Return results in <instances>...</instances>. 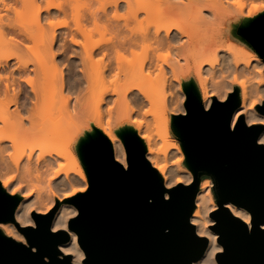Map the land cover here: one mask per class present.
Listing matches in <instances>:
<instances>
[{
    "label": "bare ground",
    "instance_id": "1",
    "mask_svg": "<svg viewBox=\"0 0 264 264\" xmlns=\"http://www.w3.org/2000/svg\"><path fill=\"white\" fill-rule=\"evenodd\" d=\"M41 1L45 2V0H0V9H4L7 12L5 14L0 12V50L3 52L0 55V178L3 172L8 173L10 170L13 172L15 170L19 175L17 180L19 186H14V177L2 181L0 179V182L4 188L11 192H22V199L15 209V221L19 225H16V222L14 224L0 222V230L3 234L25 242V236L18 227L34 224L31 216L33 213L31 212L32 208H37L38 213H47L58 198L60 204L56 210L52 228L54 230L60 228L68 229V221L77 214V208L72 203L63 202L59 192L66 186H70L73 191L64 197L73 196L79 192L73 186V181L77 178L79 182L80 180L83 183L87 181V176L80 165V160L73 150L68 154V151L60 146L40 150L35 145H31V147L27 146L29 150L24 153L25 145L21 144L23 146L21 147L18 141L37 137L46 128V131H51L58 138L79 129L81 123L90 114V109L99 110L102 104L106 103L105 101H107L109 94L116 96L114 102L111 100L116 104L115 107L119 109L128 106L133 113L138 111L137 108L139 109L138 105L140 103L145 105L144 102H149L153 105L159 98L146 89L143 82L144 78L145 80L152 78L151 75L154 73H157L155 80L154 78L150 80L156 84L155 88L163 90L164 94H169L168 97L166 96L168 94L164 95L162 99L164 103L172 104L173 99L171 98H174L172 82L180 80L178 78L185 76L186 73L194 72L196 79L198 78L199 89L204 92L205 97L208 90L207 82L211 83L213 89L225 90V95L230 90H233L234 87H239L240 105L234 112L232 125L242 114H245L247 123L264 121V115L256 108L248 107L247 104L253 93L259 97H264V82L253 81L262 74L260 69L254 70V68H262V65L253 66V61L256 59L251 51L245 45H228L224 47L219 44V41L215 43L216 46L203 45L197 32L191 29L199 25H212L219 21L220 18L228 17L230 12L233 14L237 13L240 16L244 12L245 2L246 4L250 2L249 4H252L256 12L257 9L255 4H253L255 0H246L244 2L243 0H233L239 3H232L236 6L231 9L225 3H231L232 0L231 2L230 0H206L204 9L212 10V13H207L208 16L203 15L209 20H205L203 15L199 14V10H203L201 3L203 4L204 2H200L203 0H188L190 6L193 4L200 6V9L197 10L199 15L195 17L191 15L192 26L190 25L191 23H187L188 19H182L180 12L178 13L179 10L183 13L181 5L185 1L182 0L181 5L177 3L179 2L178 0L177 2L167 0L166 4L169 1L167 5H170L167 6L165 4L167 6V8L165 7L166 9H163V6V8L160 7L153 11L150 8L151 1L147 2V0H136L137 2L134 0L137 5H134L132 0H108L107 2L104 0H85V3L89 5L94 1L99 2L100 7L98 8L95 4L98 9L94 10L95 8L92 7L93 9L84 13L75 8L76 3L79 4V0H46L47 3L42 4L43 7L42 5L39 6ZM18 3H22L23 6L29 4V8L35 7L37 12L35 14L36 20L34 21L37 22L38 26L34 29L25 28L24 25L21 26V24L13 20L5 21V17L9 16L8 12L13 11V13H16L14 9H16L15 5ZM143 3L146 4L144 5ZM172 3L173 5H171ZM189 4L184 3L182 6L187 7L188 10L194 7L192 10H194L195 14L196 6L190 7ZM240 4L241 6H239ZM179 5L181 8H178ZM108 6H110L109 9L111 8L110 10L112 11H108ZM69 8H72V12ZM143 9L146 13H144V19H147L149 25L142 29L141 27H145L140 25V14L144 11ZM176 9L179 10L177 11ZM192 10L188 12L193 14ZM255 12L251 11L248 16ZM177 13L181 18H177ZM173 15L176 17L175 19ZM187 15L186 13L185 17H188ZM57 16L63 17L60 20H55L58 18ZM43 21H45V24ZM139 27L140 29H138ZM106 33L111 34V36L104 40L102 38ZM36 34L40 35L38 39L42 40L44 51L49 54L47 65L44 62L43 64L46 65V69L50 67L56 72L54 75H56L62 88L58 93L59 99L57 101L53 100L56 97L55 95H50L52 96L50 99L53 98L50 100L48 94H52V92L41 90L30 74L32 71L34 73L39 72L45 65L40 63L41 65L38 64L39 66L31 67L28 63L19 59L20 53L26 46V40L36 41ZM97 34L99 36L104 35L97 40L95 39ZM141 44L150 46L151 51L149 53L153 50L156 54L153 52L154 55L150 56L148 53V60L145 59L147 57L143 58V60H147L146 63H143L145 60L138 61L143 64L139 65L137 63L138 67H136L137 65H134L133 59H137L136 55L138 56V54L134 53L135 56H133L132 62L127 60L126 58L128 57H125V55L131 52L134 55V49L142 46ZM145 47L143 46L142 48L145 49ZM163 49L173 55L175 54V58L176 56L178 58L181 57L186 63L184 61V65L179 64L178 60L174 58L171 61L164 60L166 61V66L163 65L158 59L161 58L160 53ZM156 50H161V52ZM221 52H225V55H222ZM98 54H101L99 55L101 57L99 62L94 59ZM168 57L167 60L172 58ZM219 57L220 60H218ZM221 60L223 61L222 66L216 68L218 61L220 62ZM99 63L96 73L98 75H94L91 69ZM107 74H112V79L107 84L106 82H102L103 84L101 85L97 84L96 77L105 78ZM139 76H142L141 80ZM138 77L140 83L134 80L136 78L138 80ZM230 77L232 78L231 80H229ZM238 77L245 79L238 83ZM171 78H174L173 81ZM246 82H250V85H246ZM176 85H178L177 82L175 83ZM135 90L136 92H134ZM165 90L171 91L166 92ZM180 91L174 92L180 94ZM165 96L169 100H166ZM181 96V101H183L185 98L184 91H181ZM211 101L212 99L206 102V108L212 103ZM10 105H14L15 110H11ZM181 107L182 113H185V105L181 104ZM39 118L42 119V123L36 125L40 127H34L35 122ZM170 122L171 119L169 117L156 121L158 126L162 127L159 134L165 143L168 142L170 136ZM142 124L143 121H139L135 131L143 140L146 146V156L160 173L164 185L171 187L174 182L189 183L193 179L192 171L187 167H181L178 163L171 166L170 164L168 165L166 155H161L154 149L153 138L148 134H142L140 131ZM108 138L113 147L115 158L124 166H127L126 149L122 140L115 141L114 135L109 133ZM259 141L264 143V130L259 136ZM12 146L15 151H19L21 154L23 151L26 158L24 160L25 163L22 162L23 160L20 161L22 155L16 157L14 153L8 152L10 147L13 148ZM169 146L172 145L170 144ZM173 146L177 152H181L180 146L174 144ZM19 153H16V155H19ZM52 153L56 156L55 158L61 157L74 160V167L69 168L60 161L57 163L58 161L53 160L54 156ZM46 154H51L53 158H47ZM181 154L183 155L182 152ZM71 173L75 174V177H72ZM211 186V182L199 185L195 208L191 216L197 232L206 236L209 240L204 254L194 264H218L216 254L222 250V244L218 241V233L210 228V225L214 222L210 212L217 207V203L213 201L214 195ZM24 188L28 190L26 195L23 193ZM227 206L233 214L241 217L248 225L250 224L251 216L245 208L231 202H228ZM60 249L63 254H70L74 263L84 264L85 253L78 242V236L75 231L70 230L69 241L60 244Z\"/></svg>",
    "mask_w": 264,
    "mask_h": 264
},
{
    "label": "water",
    "instance_id": "2",
    "mask_svg": "<svg viewBox=\"0 0 264 264\" xmlns=\"http://www.w3.org/2000/svg\"><path fill=\"white\" fill-rule=\"evenodd\" d=\"M239 32L264 60V13ZM184 91L186 111L173 117L172 126L193 173L189 183L166 187L134 129L119 131L126 149L124 166L96 128L79 146L88 188L66 200L77 208L68 229L52 228L60 202L47 213L33 212L34 224L18 227L25 242L0 230V264H76L60 249L70 230L77 233L84 264H194L209 244L191 220L205 175L213 181L217 202L210 228L222 244L218 264H264V143L259 141L264 124H248L242 114L232 125L240 105L238 87L224 100L214 97L207 108L194 83ZM257 110L264 115V102ZM20 200L0 182V222H16ZM228 202L250 213L249 225L232 213Z\"/></svg>",
    "mask_w": 264,
    "mask_h": 264
},
{
    "label": "rangeland",
    "instance_id": "3",
    "mask_svg": "<svg viewBox=\"0 0 264 264\" xmlns=\"http://www.w3.org/2000/svg\"><path fill=\"white\" fill-rule=\"evenodd\" d=\"M104 1L107 2L108 0H104ZM132 1H134V0H132ZM135 1H134V5L137 2V1L136 2ZM149 1H151L150 2L151 3L150 4L151 5L150 8L152 9V11L154 9L155 10L159 9L160 7L163 8V6H164L163 9H166L167 6L170 5V4L167 5L169 3V1L166 4V1L167 0H147V2H149ZM172 1L170 0V2H172ZM174 1L177 2V0H174ZM178 1L179 2H177V3H180V5H181L182 1H185V2H183V4L184 3H188V4L190 3L189 2L190 0L189 1L188 0L187 1L186 0H182V1L181 0H178ZM205 1L206 0L200 1V2H204L203 4L201 3V7H202L203 10L200 9V6L198 4H197V6H199V7H197L196 4H193L191 6L189 4L190 7H192L194 5L196 6L195 14H194V10H192L194 7L191 8V10L193 11L194 16H193V14H190L189 13L191 11L190 9L188 10L187 7H183L182 6L183 4L181 5V7L183 8V9H181L183 11V13H181V11L179 9H176V10L177 11L179 10L178 13L180 12V15L182 16V19H184V18H185V20L188 19L187 23L190 24L192 22L191 15H192V17H195L196 15H199L201 13L202 15L204 14V15L208 16L209 13H212L211 12L212 10H208L207 8L204 9V6H205V4L207 2V1L206 2ZM244 1H246V0H243V2ZM45 2H46V0H45ZM45 2H42L41 1V3L39 4V6L42 5V4L44 5ZM78 2H79V4L76 3V7L75 8H76V10L78 9L80 12H83V13L84 12H88L90 9H93V8H95L94 10H96V9H98L100 7L99 4H98L99 2H96V1L90 3V5L87 4V3H85V0H82V1L79 0ZM138 2H140V1H138ZM230 2H231V0H230ZM254 2H253V4H255V8L257 9L256 12H255V9H253L254 7H252V4H249L250 2L249 3L247 2V4L245 2L244 12L240 16H238L237 13L236 14H233L232 12H230V14H228V17H222V18L219 19V21H216L212 25H210V24L208 26L199 25V26L193 27L191 29H192V31L197 32V34L200 37L201 42L203 44H206L207 42H209V40L211 39V36H214L219 41V44L222 45V46H224V47H227L228 45H245L246 48L251 51V53L254 55V58L256 59L255 61H253V66H255V65L261 66L262 65V68L261 67L260 68H254V70L260 69V71H262V74H261L260 77L256 78L253 81H256V82L257 81H263L264 82V60H263L262 56L260 55V53L256 50V48L253 45V43L248 38H246L243 34H241L239 32L240 27L245 26V25H249L250 23H252L255 20H257L261 14L264 13V1L263 0H259V1L258 0H255ZM232 3L233 4H235V3L238 4L239 2L237 3L236 1H233L232 0L231 3H225V5L228 6L231 9L234 6ZM95 4L97 5L98 8L95 7L96 6ZM143 4L145 5L146 3H143ZM165 4L167 6H165ZM191 4H192V2H191ZM43 5H42V7H43ZM171 5H173V3ZM180 5H179L178 8H181ZM25 6H23L22 3H18L17 5H15V8L16 9H14V10H15L16 13H13V11L8 12L9 13V16L8 17H5V21L13 20V21H16L19 24H21V26L24 25L25 28H28L29 27V28L34 29L36 26H38L37 22L34 21V20H36L35 14H36L37 11H36L35 7L29 8V4H25ZM235 6H234V8H235ZM239 6H241V4ZM109 7L110 6L107 7L108 8V11H112V10H110L111 8L109 9ZM206 7H208V6H206ZM184 8H186V9H184ZM71 9L69 8V10L72 12ZM163 9H161V10H163ZM198 9H200L199 10L200 12L198 11L199 14L197 13V10ZM186 10H187V12H186ZM53 11H55V10H53ZM123 11H125V10H123ZM184 11H185V15H186V13L188 14L187 15L188 17H185V15L183 16ZM251 11L252 12H255V13H252L250 16H248ZM0 12L2 14L7 13L4 9H2V10L0 9ZM154 12H156V11H154ZM17 13L19 15V16L17 15L18 18L16 16ZM144 13H145V10L140 14V16H141L140 18H141V22H142V23L140 22V25L145 26V27H141L140 26L142 29L143 28H146V26L148 27V25H149L148 22H147V19H144L145 14H146V13L145 14ZM178 13H177V15H178L177 18L179 19L181 17H179V14ZM174 15H173V17H174ZM204 15H203V18H205V20H209V18H207ZM62 17L63 16H61V17L59 16L58 17L59 19L55 17L56 18L55 20H60V19H62ZM142 18L144 20H146V21H144ZM175 18L176 17H174V19ZM44 22L45 21H43V23ZM190 25L192 26L193 24L191 23ZM140 27L138 29H140ZM35 33H36V31H35ZM38 33H39V31H38ZM36 35H37L36 36L37 37L36 38V41L35 40H26V42H25L26 43V46H24V50L22 51V53H20V57H19V59L22 62L28 63L31 67H33L35 65H38L40 63L43 64V62L46 64L48 62V60H49V54L44 51L43 45L41 43L42 40L41 39H38L40 37V35L39 34H36ZM103 35L99 36L97 34L95 39H97V40L98 39H101V37ZM109 36H111V34L106 33L103 36L102 39H104V40L105 39H108ZM78 37H80V35H78ZM144 44H141L142 46H138L139 48L137 47V49H134L135 51L133 52V54L135 52H136V54H138V56L136 55V58L137 59H135V58L133 59V56H135V54L132 55V52L130 54L128 53V55L126 54L127 56L125 55V57H128L126 59L129 60V61H131V62H132V59H133L134 65H137V63L139 65H142L143 63H146V61L148 60V57H147L148 56V53L151 51V47L150 46H147V45H144ZM143 46H146L145 49L142 48ZM146 48H147V50H146ZM144 50H146V51H144ZM156 51L157 52H161V50H159V51L156 50ZM153 52H154V54H156V52L152 50V52L149 53V55L150 56L151 55L153 56L154 55ZM167 52H169V51H167L166 49L165 50L163 49L162 52L160 53V55H161L160 57L161 58H158V59L161 60V61L159 60V62L160 63H163V65H165V66H166V64H165L166 61H171L172 59L175 58V54L173 55L171 52H169L170 54H172V55H170L169 53L167 54ZM2 54H3V52L0 50V55H2ZM221 54L222 55H225V52H221ZM99 55H101V54H98V55H96L94 57L95 61H97V62H99V59L101 58V57H99ZM157 55H158V53H157ZM157 55H155V56L157 57ZM168 56L170 58L171 57L172 58L167 60V57ZM145 57H147V58H145ZM143 58H145L147 60L144 59L145 60L144 61ZM175 59L178 60L179 64L184 65V61L185 60L183 61V59H181V57L178 58L176 56ZM142 60L144 62L143 63L140 62L141 63L140 64L138 61H142ZM164 60H166V61H164ZM218 60H220V57H219ZM12 61H13V59H12ZM185 63H186V61H185ZM219 63H220V65L218 66ZM45 64H43V65H45ZM222 64H223V61L222 60L220 62L218 61L216 68H218V67L220 68L222 66ZM46 65L44 66L45 68L43 67V69L42 70L40 69L39 72L34 73V71H32L30 74H31L32 78L34 79L35 83L38 85V87L41 90H48L49 92H52V94H48L49 99H50V97H52L53 95H55L57 98L54 97V99L51 98L50 100L53 99V100L57 101L59 99L58 93H59L60 90H62V88H61V85H60L59 80L56 78V75H54V74H56V72H54L50 67L48 69H46ZM99 65H100V63L98 65H96L97 67L95 66L94 68L91 69V71H93V74L94 75H98L96 73H97V70H98V66ZM179 66H181V65H179ZM136 67H138V65ZM44 69H45V71H43ZM152 73H154V72H152ZM151 76H152V78H150V79H153L154 78V80H155V77L157 76V73L156 74L154 73ZM151 76H149V77H151ZM139 77H138V80H137V78L134 79V80H136V82L138 81V83H140L139 82ZM141 77H140V80H141ZM111 79H112V74H107L105 78H102L100 76H97L96 77L97 84H100V85L103 84L102 82H106V84H107V82L110 81ZM150 79L145 80V78H144L143 84H144V86H145L146 89L150 90L154 94V96H156V97L159 98L158 101L156 103H154L153 105L150 104L149 102H144L145 105H143V103L142 104L140 103V105H138L139 106V109L137 108L138 111L135 112V113H133L128 106H125V107H122V108H119V109L117 107H115L116 104L113 103V102H114V99L116 98V96H114L113 94H109V96H107L108 97L107 101H105L106 103H103L102 106H101V108L99 110L90 109V111H89L90 114L81 123V126H80L79 129H77L75 131H72L69 134H66V135L58 138V137H55L51 133V131H49V130L46 131L47 130V128H46V130L44 132L43 131L40 132L41 134L38 135L37 137L31 138V139L25 140V141L22 140L23 142L22 141H18V142L20 143V145L21 144L22 145H25L24 146L25 147L24 148V153L29 150L28 148L31 147V145H35L40 150L52 148V147H55V146H60L63 149H65L66 151H68V154H70L71 153L70 151L73 150L74 153L78 156V158L80 160V165L82 166V169L84 170V172L86 174L85 167H84V164H83L82 159L80 157V150H79V146H80V143L82 142V140L86 139L89 134L95 133V129L96 128L99 129L107 138H108V133H109V134L114 135L115 141L122 140L121 137L119 136V131H121L122 129H126V128H132V129L135 130L138 127L139 121H143V124L141 126L140 131L142 132V134H145V135L148 134V135H150L153 138V141H154L153 142V147H154V149L156 151H158L161 155L162 154L163 155L164 154L166 155V158H167V161H168V165L170 164V166H171L173 164H177L178 163L181 167H184L185 168V167H187V165L185 163V159H186L185 152L183 150V147H182L181 141L179 139V136L177 135V133L175 132V130H174L173 126H172L173 117L175 115H178V114H181L182 113L181 104H184L185 103L186 94H185L184 100L181 101L182 100L181 91H184V86L185 85H187L189 83H194L195 86H196V88L198 89V91L200 93L201 101L204 104V106H205V104H206V102L208 100L212 99V101H213V98L214 97H216V98H218L220 100H224L228 94L225 95V93H224L225 90H223V89L222 90L213 89L211 87V83L210 82H207L206 85L208 87V90H207V96L208 97L207 96L205 97L204 92L199 89V86H198V78L196 79L195 73L194 72L193 73H186L185 76H180V78H178L180 80L175 81V82H172L173 83V85H172V89H173L172 94L174 95V98H171V99H173L172 100V104H169V103H164L162 101L164 95H166L168 93H165L164 94L163 90L156 89L155 88V85L156 84L154 83V81H152ZM171 79L173 81L174 78H171ZM231 79L232 78L230 77L229 80H231ZM244 79L245 78L238 77L237 78V82L238 83H241ZM99 82H101V83H99ZM176 82L180 86H178V85L175 86V83ZM178 82H180V83H178ZM100 85H96V86H100ZM246 85H250V82H246ZM176 87H178V88H176ZM171 90H165V91L166 92L167 91L169 92ZM178 90L179 91L181 90L180 91V94L174 92V91L179 92ZM231 91L232 90H230L229 92H231ZM134 92H136V90ZM50 95H52V96H50ZM132 95H131V97H133ZM166 96L168 97L169 94L166 95ZM166 96H165V98H166ZM108 100H110V101H108ZM166 100H169V99L166 98ZM262 102H264V97L263 96L262 97H259L258 95H255L253 93L251 95V97L249 98L247 104H248V107H250V108H256L257 109V105L260 104V103H262ZM10 109L11 110H15V106L14 105L13 106L10 105ZM146 112H147V114H146ZM243 115L245 117V114H243ZM168 117L171 119V122H170V136H169L168 142L165 143L160 138V134H159L162 127L160 128L158 126V124H157L158 122L156 123V121L157 120L159 121L161 118H164L165 119V118H168ZM37 121H36L37 123L35 122L34 127H40V126H37L36 124L39 123L38 125H40L42 123L41 122L42 121L41 118H39ZM254 123H262V124H264V121H261V122H252V123H248V124H254ZM44 129H45V127H44ZM11 133H12V131H11ZM18 142H17V144L19 145ZM167 143H169V144H167ZM170 144L172 146H169ZM173 144L174 145H177V146H180L181 152L183 153V155L182 154L180 155L181 152L180 151L177 152V150L175 148H173L174 147ZM18 145H16V146H18ZM22 145H21V147H23ZM27 146H29V147L27 148ZM18 148H19V146H18ZM9 150H8V152L14 153L16 157L22 155L20 157V161L23 160L22 162L25 163L24 160H26V158L24 156L23 151H22V154H21V152L19 153V151H15L14 147L13 148L10 147ZM16 153H19V155L18 154L16 155ZM50 155L51 154H46V157L47 158H53V156H54V158H53L54 161L55 160H56V162L58 161L57 163H59V161H60V162H62L64 164H66L67 167H69V168L74 167V165H75V161L72 160V159L71 160L69 158L68 159L67 158H64L63 159L61 157L55 158L56 156L54 154H53V156L52 155L50 156ZM71 176L72 177L73 176L75 177V174H72L71 173ZM86 176H87V174H86ZM11 177H14V186L15 187H18L19 184H18L17 180L19 178V175H18V172H16L15 170H14V172L12 170H10V172H8V173H4L3 172V174H1V178L0 179L2 181V180H6L8 178H11ZM78 180L79 179L77 178V179H75L73 181L74 182L73 183V186L75 187V189H78L79 192H83L81 190L82 189H85V188H86L85 190H87V188H88V177H87V181L84 182V183H83V181L80 180V182H79ZM209 182L212 183L211 190H212V193L214 195L213 201L216 202V197H215V193H214V189H213V181H212L211 177L206 176V175L203 176L202 179H201V181H200V185L205 184V183H209ZM175 184H177V183L174 182L173 185H175ZM4 189L7 192L11 193V194L19 195L21 197V199H22V194H21L22 192H20V191L11 192L7 188H4ZM27 191H28L27 188H24L23 189V193L25 195H26V193H28ZM62 191L59 192L60 195H61V196L60 195L59 196L62 198V201L63 202H67L66 200L69 199L72 196H69V197H64V196L70 194L73 190H72V188L70 186H66V188H63ZM56 202H60L59 198L56 199ZM56 202H55V204H56ZM53 206H52V208H53ZM34 211L37 212V208H35V207L32 208L31 212H34ZM31 216H32V214H31ZM32 219H33V216H32ZM5 223L14 224L15 222H5Z\"/></svg>",
    "mask_w": 264,
    "mask_h": 264
},
{
    "label": "crops",
    "instance_id": "4",
    "mask_svg": "<svg viewBox=\"0 0 264 264\" xmlns=\"http://www.w3.org/2000/svg\"><path fill=\"white\" fill-rule=\"evenodd\" d=\"M211 38H212L211 41L209 40V42H207L206 44H203V45L216 46L215 43H216L218 40H217L216 37H214V36H211Z\"/></svg>",
    "mask_w": 264,
    "mask_h": 264
}]
</instances>
